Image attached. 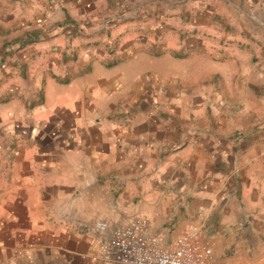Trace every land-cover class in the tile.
I'll use <instances>...</instances> for the list:
<instances>
[{"label":"crops","instance_id":"crops-1","mask_svg":"<svg viewBox=\"0 0 264 264\" xmlns=\"http://www.w3.org/2000/svg\"><path fill=\"white\" fill-rule=\"evenodd\" d=\"M132 217L264 264V0H0V264Z\"/></svg>","mask_w":264,"mask_h":264},{"label":"built area","instance_id":"built-area-1","mask_svg":"<svg viewBox=\"0 0 264 264\" xmlns=\"http://www.w3.org/2000/svg\"><path fill=\"white\" fill-rule=\"evenodd\" d=\"M97 226L103 228L105 222ZM98 251L109 264H217L212 247L200 240L196 230H187L166 242L161 234L150 232L138 217L115 225L109 240Z\"/></svg>","mask_w":264,"mask_h":264}]
</instances>
